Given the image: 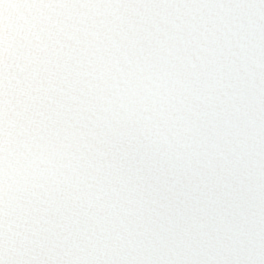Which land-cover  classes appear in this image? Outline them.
<instances>
[{
  "label": "clouds",
  "instance_id": "clouds-1",
  "mask_svg": "<svg viewBox=\"0 0 264 264\" xmlns=\"http://www.w3.org/2000/svg\"><path fill=\"white\" fill-rule=\"evenodd\" d=\"M0 264H264V0H0Z\"/></svg>",
  "mask_w": 264,
  "mask_h": 264
}]
</instances>
